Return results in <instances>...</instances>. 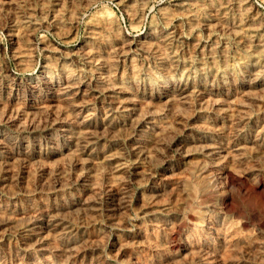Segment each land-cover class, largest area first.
<instances>
[{
    "label": "bare ground",
    "instance_id": "6f19581e",
    "mask_svg": "<svg viewBox=\"0 0 264 264\" xmlns=\"http://www.w3.org/2000/svg\"><path fill=\"white\" fill-rule=\"evenodd\" d=\"M160 2L0 0V264H264V11Z\"/></svg>",
    "mask_w": 264,
    "mask_h": 264
},
{
    "label": "rangeland",
    "instance_id": "374dc122",
    "mask_svg": "<svg viewBox=\"0 0 264 264\" xmlns=\"http://www.w3.org/2000/svg\"><path fill=\"white\" fill-rule=\"evenodd\" d=\"M169 1H171V0H161L160 3H166ZM254 1H256L258 4H260L262 10L264 11L263 3L260 2L259 0H254ZM108 4L110 7H112V9L116 13V15L120 17V10L115 5V3L110 1V2H108ZM0 42L3 44V46L8 47L7 39L5 37V34L2 32V30H0ZM232 182H233L232 183L233 186L235 185L234 187L232 186V189L234 190L235 193L238 194V196L240 198L238 197L235 203H234V201H232L230 199L225 200V198H223L222 203L227 204L230 207H233V209L235 211L237 210L235 214H238L239 216H241L244 221H247L251 224H254V222H255V224H257L259 226L260 225L263 226V227L260 226L261 229H263L264 228V177L262 179L261 178L258 179V185L251 186V187L250 186L247 187V186L242 185L238 178L237 179L233 178ZM255 187H256V189H255ZM250 188H251V190H249ZM241 193H242L243 197H242ZM248 194H249V196H248ZM252 194H254V195H252ZM242 198H244V199H242ZM228 201H229V203H227ZM231 205H233V206H231Z\"/></svg>",
    "mask_w": 264,
    "mask_h": 264
}]
</instances>
